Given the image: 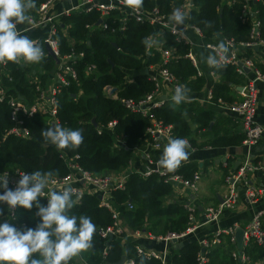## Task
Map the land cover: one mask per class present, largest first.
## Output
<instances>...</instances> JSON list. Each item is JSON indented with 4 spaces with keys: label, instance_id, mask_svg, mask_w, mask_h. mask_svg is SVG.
Instances as JSON below:
<instances>
[{
    "label": "trees",
    "instance_id": "1",
    "mask_svg": "<svg viewBox=\"0 0 264 264\" xmlns=\"http://www.w3.org/2000/svg\"><path fill=\"white\" fill-rule=\"evenodd\" d=\"M185 0H144V8H157L164 15H170L174 7H181ZM192 8L188 11L187 23L200 31L204 39L210 40L221 35L224 40L234 43H245L249 40L253 18L260 22L259 38L264 42V4L255 2L253 8L255 16L242 15V3L235 0L227 5L221 0H191ZM70 25L68 35L73 40L75 52H83L84 59L71 64L77 73V82H70L61 87L56 96L58 124L72 130H81L83 143L76 150H58L50 143L43 141L41 130L53 126L47 115H35L34 118H22L23 127L28 131L27 139L12 136L3 138L5 132L14 124L9 119L10 109L5 101L0 102V177H12L16 172L31 173L34 171H53L51 179L62 178L68 174L67 161L72 160L80 169L93 176L108 174L120 175L126 172L134 161L135 153H141L147 143L146 130L151 125L148 118L140 114L127 111L118 101L113 100L104 91L105 86H111L118 98L140 101L154 91V84L149 81L145 70L149 66L161 63V55L157 51L147 56L142 43L145 37L154 35V28L146 24H136L129 20L123 32L109 34L98 29L87 30L86 25H93L97 21V14H72L63 19ZM205 21L213 23L212 28L205 27ZM117 24L111 26L115 27ZM161 48L173 51V59L165 66L172 74L178 85H185L189 97L201 92L206 83L205 78H198L196 71L185 56L190 46L184 42H176L168 33L162 35ZM59 48L61 55L67 54L69 42L61 37ZM119 49L120 51H118ZM206 51V55H207ZM242 58H249L250 51ZM241 58V56H240ZM95 65L96 72L91 76L85 74L87 65ZM8 74L12 82L4 79L2 85L13 90L7 95L15 93L23 97L24 101H34L35 79L47 86L48 76L54 71L55 65L50 57L41 62L16 66L9 62ZM218 81L212 88L214 99H221L230 104L233 101L231 87L241 86L244 78L235 72V68L228 65L223 69H211ZM130 74L131 82L126 77ZM4 83V84H3ZM154 117L164 126L172 127L173 138L186 139L190 145L188 149H203L210 147L224 149L240 146L244 141L241 133H231V128L237 124L230 118L216 115L211 110L201 108L195 102H182L173 107L172 100L163 101L161 108L153 111ZM92 120H95L96 127ZM113 128L107 130L108 124ZM212 124L210 130L209 126ZM161 151H150L153 160H158ZM196 165L185 163L174 173L189 179L196 172ZM174 185L165 184L157 176L143 179L139 173L128 172L122 189L111 192L112 205L119 214L127 229L131 232H144L154 238L166 237L169 234L179 235L188 228L189 212L183 204L166 202L174 192ZM10 189H14L8 183ZM3 189L0 188V194ZM73 199L76 201L75 197ZM41 203L45 204L40 198ZM132 205V209H129ZM0 215V223L5 221L18 229L34 228L38 222L35 216L37 209L31 211L17 207L12 217L8 215L6 205ZM198 215V212H196ZM69 215H86L92 218L97 231L93 236L94 248L78 257L83 264H118L124 258L123 264H160L155 260H144L135 252L136 243L128 241L122 244L125 237L122 233L111 240L101 238L99 231L111 227L114 223L112 213L100 206L96 196L84 195L76 201ZM213 238V237H212ZM212 238H209L210 241ZM221 244L211 245L204 252L205 264H241L232 257L236 247L229 241V237L221 236ZM182 240H185L182 239ZM202 252L197 241L186 239L183 245L172 250L168 255L167 264H199L198 254ZM242 253L247 263L260 264L264 257L263 248L254 239L247 242ZM69 264H78L73 258Z\"/></svg>",
    "mask_w": 264,
    "mask_h": 264
},
{
    "label": "built area",
    "instance_id": "2",
    "mask_svg": "<svg viewBox=\"0 0 264 264\" xmlns=\"http://www.w3.org/2000/svg\"><path fill=\"white\" fill-rule=\"evenodd\" d=\"M227 5L234 4L235 0H221ZM242 3V15L255 16V10H251V2L254 0H239ZM191 0H185L181 6L186 12H188L192 5H190ZM254 2H257L255 0ZM36 7L31 10L29 15L32 17L31 24L19 25V30L22 34L27 35L30 39L39 43L44 49V57H49L46 48L52 53L51 58L54 62L55 68L53 71V77L48 81L47 86H42L35 77L32 79L31 83L35 85L34 93L35 97L32 103L24 101L23 97L17 94H9L7 92L13 90L11 87L3 86L2 82L4 79L10 83L12 82L11 77L8 74V64L0 65V102L6 103L10 109L9 119L14 124V126L7 130L3 135V138L7 136H12L18 139H27L28 131L23 127L22 118L31 119L35 115H47L51 124L54 126L58 124L56 118L57 106H56V96L59 94L61 87H66L70 82H77V73L71 66L78 61L84 59L83 52H75L73 48V40L70 38L68 33V28L70 25L64 23L63 19L71 16L72 14H97V21L93 25H86L85 29L92 30L98 29L100 31L107 32L109 34H115L116 32H123L125 30V24L129 20H133L136 24H146L155 29L154 36L161 42L151 48L146 50L147 56H149L152 51H157L161 55V63L156 66H149L146 68L145 72L148 75L149 81L154 84V91L145 96L140 101H134L132 99L118 98L116 93H113V88L111 86H105L103 91L111 97L113 100L119 102L127 111L140 114L144 118H148L150 121V126L146 130L147 143L145 149L140 153L144 158V169L139 173L143 179L149 178L150 176H157L165 184H172L176 187L189 192L191 195H196L199 191L200 184V174L198 172L194 173L189 179H184L182 176L174 172H165L163 170L157 169V161L153 160L150 156V151H161L164 149L165 145L172 136V127L164 126L161 122L157 121L154 117L153 111L161 108L163 101L161 98L162 87L171 88L174 92L178 83L176 82L174 76L170 74L165 66L173 59V51L164 50L161 48L164 33H168L174 37L176 42H184L190 46L189 53L185 56L187 60L190 61L191 65L196 71V76L198 78L203 77V72L199 68L196 57L191 53V48L193 44L191 43V34L193 32L201 40V47L209 51L208 46L214 45L213 43L206 41L204 36L200 33L198 29L189 25L187 20L182 26L185 30V37L181 40L173 35L170 26L168 25V16L160 13L157 8L152 10H146L143 6L141 12V19L137 20L136 16L131 13L127 8H124L119 4V0H35ZM192 3V2H191ZM117 24L115 27L111 26ZM259 28L260 22L253 18L252 29L249 36V40L245 43H234L229 41L231 44L230 51L228 53L227 64L235 68V72L242 76L245 80V84L241 87L238 97L235 101L230 104L224 103L221 99H214L212 90H207L203 95L202 99L189 97L188 102H199L204 105L215 107L220 109L222 112L228 114L234 122L239 126L242 134L244 135V145L248 148L256 146L264 129L256 123L255 121V111L257 103V84L264 82V68L260 69L256 66L254 62L246 58H240L242 50L262 48L264 49V42L259 38ZM64 37L70 45V49L67 54L61 55L59 48V39ZM227 41V40H225ZM120 51L119 49H117ZM241 50V51H240ZM57 61V63H56ZM16 66L28 67L27 64L21 61L19 64L14 63ZM238 64H242L239 67ZM247 69L249 74H247L244 69ZM96 66L87 65L85 67V74L91 76L95 74ZM211 76H214L211 73ZM127 83H130L131 77L127 75ZM4 84V83H3ZM113 128V123L108 124L107 130ZM132 165V163H131ZM130 165V166H131ZM129 166V167H130ZM68 174L62 178L51 179L45 192L56 190L61 191L64 188L75 189L76 201H79L84 195L100 197V206L112 213L114 223L111 227L104 230H100L99 234L102 239L107 240L110 236L118 237L124 231L122 230L119 223V214L116 213L114 206L112 205L111 192L115 189H122L123 184L127 178V174L112 175L108 174L106 176H93L88 172L80 169L72 160L67 161ZM256 170V167H253ZM252 168L248 166L245 162L243 166L233 175L227 176L225 183L228 188V195L225 200L216 206L208 207L203 212V218L199 225L195 226V209L185 206L189 212V224L188 228L184 233L179 235L169 234L166 237L154 238L148 235L149 238L156 240L157 242L164 244V249L161 252L153 250H145L140 245L136 244L135 252L139 257L144 260L150 261L155 260L160 264H167L169 252L166 250L165 245L173 240L184 239L188 235H191L197 228L210 225L219 220L225 209H231L238 201V194L236 187L242 184L245 188V197L249 203L252 205L256 204L258 198L264 195V179L263 184L258 189H252L247 186L246 174L251 171ZM21 172H16L12 177L7 176L8 183L12 187H16L17 181L20 179ZM83 185H80V184ZM45 205L47 203V198H41ZM129 209H132V205H129ZM14 212H9V217H12ZM263 211H255L253 213L250 224L243 230V248L247 245L250 239H254L255 242L260 245L264 250V229H263ZM239 229L237 226L228 228L227 230L219 231L214 237L209 241L208 239H203L198 242L202 252L198 254L199 264H205L207 262L204 257V252L209 249L211 245L221 244V236L229 237V241L232 245L236 247L235 233ZM125 234V233H124ZM134 238H138L141 234L140 232H131L130 234ZM243 250V249H242ZM234 259H238L241 264L247 263L246 259L241 252L238 255V250H234L232 253ZM130 264H134L130 261ZM260 264H264V257Z\"/></svg>",
    "mask_w": 264,
    "mask_h": 264
},
{
    "label": "clouds",
    "instance_id": "3",
    "mask_svg": "<svg viewBox=\"0 0 264 264\" xmlns=\"http://www.w3.org/2000/svg\"><path fill=\"white\" fill-rule=\"evenodd\" d=\"M119 4L131 11L136 19H141L144 0H119ZM35 0H0V65L8 62L27 64L41 62L44 57L43 47L19 30V25L31 24L30 11L35 9ZM189 18L182 7H174L168 16V25L177 40L185 37L182 27ZM205 27L212 28L211 21H205ZM146 50L157 46L159 41L154 35L142 40ZM202 60L211 69H223L227 66L229 41L220 40L216 45H209ZM189 89L177 85L172 95V106H178L189 99ZM43 141L58 150H76L83 143L81 130H72L59 124L41 130ZM190 145L186 139L173 138L168 141L157 161V169L174 172L190 155ZM53 171L22 172L14 189L8 187L7 175L0 177V205H6L8 211L17 207L31 211L37 209L38 222L34 228L18 229L5 221L0 223V264H69L73 258L94 248L93 236L97 231L92 218L86 215H69L76 201L75 189L64 188L61 191L45 189L53 177ZM46 197V205L40 198ZM4 209L0 208V215Z\"/></svg>",
    "mask_w": 264,
    "mask_h": 264
},
{
    "label": "crops",
    "instance_id": "4",
    "mask_svg": "<svg viewBox=\"0 0 264 264\" xmlns=\"http://www.w3.org/2000/svg\"><path fill=\"white\" fill-rule=\"evenodd\" d=\"M254 1L251 2V10H254ZM257 2H262L264 4V0H257ZM190 34L192 40L191 43L193 44L191 53L196 57L199 68L203 72V78L206 79L204 88L201 90V92L197 93L194 98L202 99L207 90H212L213 86L218 81V78L214 74V76H211V73H213L211 71V68H209L202 60V54L206 56L207 50L201 47V40L197 36H195L193 32H190ZM220 40L224 39L221 35H218L206 41H209L216 45ZM158 41L159 43L161 42L160 39H158ZM247 51H250L251 53L250 57L247 59L254 62L260 69H263L264 49L257 48V51L255 49H245L242 50L239 56H241L242 58V56H245L244 54ZM247 74H249V72ZM49 75H52L53 77V72ZM128 76H130V74H128ZM52 77L48 76V81H50ZM243 85L231 87L233 97L232 101H235L237 99L240 88ZM256 91L257 105L255 111V121L264 129V82H260L257 84ZM173 94L174 92L171 90V88L162 87L161 96H163L165 100H170ZM195 103L198 104V106H200L201 108L213 111L216 115L233 120L228 114L222 112L218 108L204 105L203 103L199 102ZM210 125L212 126V124ZM211 126H209V130ZM228 127L231 128L232 134L236 132H239L240 134L242 133L238 125L237 127L236 125L234 127ZM135 157L136 158L134 159V161H132V165L126 172L122 174H127L128 172L141 173L143 171L144 158L138 152L135 153ZM245 162H247L248 166L252 168V170L248 171L246 174L247 186H250V188L252 189L260 188L263 184L264 179V133L262 134L259 143L251 148H248L244 145V143H242L240 146L224 149H214L210 147H204L203 149H192L188 160L182 162V165L185 163L196 165V172L200 174L201 178L198 193L196 195H191L189 192L181 189L179 186H173V194L169 198H166L165 201L177 202L183 204L184 206H189L195 209V212H198V215H196L197 213H195V226H197L202 221L203 212L206 208L221 204L220 201L222 200L223 202L225 200L228 195V188L225 183L226 177L238 172V170L243 166ZM253 167H256V170H254ZM80 185L83 184L81 183ZM236 190L238 194V201L235 206H233V208L225 209L217 222L197 228L191 235L185 237V240L190 239L199 242L203 239L212 238L219 231L227 230L228 228H231L233 226L245 229L250 224L253 213L255 211L264 212V195H261L258 198L256 204L252 205L247 201L245 197L246 188L242 184L238 185L236 187ZM119 220L120 226L125 233V237L121 239L122 244H125L128 241H132L143 247L145 250L161 252L164 249L163 243L149 238L148 234L144 232H140L141 235L138 238L132 237L130 235L131 231L127 229L120 216ZM185 240L180 239L175 243L173 241L169 242L165 245L166 250H168V252L170 253L172 250L179 249L183 245V242ZM74 259L76 263L83 264L78 257Z\"/></svg>",
    "mask_w": 264,
    "mask_h": 264
},
{
    "label": "water",
    "instance_id": "5",
    "mask_svg": "<svg viewBox=\"0 0 264 264\" xmlns=\"http://www.w3.org/2000/svg\"><path fill=\"white\" fill-rule=\"evenodd\" d=\"M190 5H192L191 2H190ZM254 49L257 51V48H254ZM46 51H47V53H48V56L52 58L53 55H52V53L49 51L48 48H46ZM56 63H57V61H56ZM238 66H239V67H242V64H238ZM243 69H244V71H245L246 73H248V70H247V69H245V68H243ZM241 89H242V88H240V90H241ZM113 93H115V90H113L112 94H113ZM161 99H162V100H165L164 97H162ZM92 124H93L94 127H96L95 120H92ZM210 126H211V125H210ZM50 146H52V144H50ZM97 199L100 200V197H98ZM220 203H222V200L220 201ZM112 238H113V237L110 236V237H109V240H111ZM234 238H235V242H236V249L238 250V255H241V252H242V249H243V230H242L241 228H239V229L236 230V233H235ZM173 242L175 243L176 240H173ZM123 263H124V258H122V260H121L118 264H123Z\"/></svg>",
    "mask_w": 264,
    "mask_h": 264
},
{
    "label": "rangeland",
    "instance_id": "6",
    "mask_svg": "<svg viewBox=\"0 0 264 264\" xmlns=\"http://www.w3.org/2000/svg\"><path fill=\"white\" fill-rule=\"evenodd\" d=\"M51 77H52V75H51Z\"/></svg>",
    "mask_w": 264,
    "mask_h": 264
}]
</instances>
